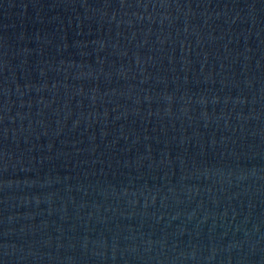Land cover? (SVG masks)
I'll return each instance as SVG.
<instances>
[{
    "label": "water",
    "instance_id": "1",
    "mask_svg": "<svg viewBox=\"0 0 264 264\" xmlns=\"http://www.w3.org/2000/svg\"><path fill=\"white\" fill-rule=\"evenodd\" d=\"M0 264H264V0H0Z\"/></svg>",
    "mask_w": 264,
    "mask_h": 264
}]
</instances>
